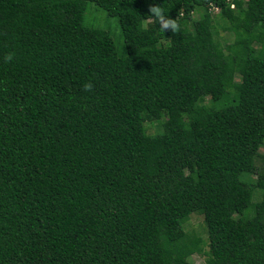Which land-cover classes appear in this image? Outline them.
Wrapping results in <instances>:
<instances>
[{
	"label": "trees",
	"instance_id": "obj_1",
	"mask_svg": "<svg viewBox=\"0 0 264 264\" xmlns=\"http://www.w3.org/2000/svg\"><path fill=\"white\" fill-rule=\"evenodd\" d=\"M263 146L264 0H0V264H264Z\"/></svg>",
	"mask_w": 264,
	"mask_h": 264
},
{
	"label": "rangeland",
	"instance_id": "obj_2",
	"mask_svg": "<svg viewBox=\"0 0 264 264\" xmlns=\"http://www.w3.org/2000/svg\"><path fill=\"white\" fill-rule=\"evenodd\" d=\"M86 22L91 26H100L104 27L107 30H110L117 45L121 47L123 45V38L121 36V31L118 29V23L116 18L109 17L107 12L102 8L98 7L95 3L89 2L87 11H86ZM120 28V27H119ZM220 30V39L224 42V44L233 41L234 36L232 33L224 31L222 28L218 26ZM155 132V128H152V132ZM264 150V146L261 148V151ZM188 229H196L199 231H205L204 223H203V216L199 214H193L190 217V220L187 222ZM206 235V233H205ZM205 256L200 254H192L188 260L192 261L191 264H206Z\"/></svg>",
	"mask_w": 264,
	"mask_h": 264
},
{
	"label": "clouds",
	"instance_id": "obj_3",
	"mask_svg": "<svg viewBox=\"0 0 264 264\" xmlns=\"http://www.w3.org/2000/svg\"><path fill=\"white\" fill-rule=\"evenodd\" d=\"M231 8H236V4L233 2L231 3ZM219 8H216V11L219 12ZM149 20L155 21L159 24L161 31L165 32L167 30H171L173 33L179 31L180 25L175 19L169 18L165 10L159 4H151L149 6ZM14 59L13 53L5 54L3 60L4 63H10ZM85 91H91L94 88L92 82H87L84 84Z\"/></svg>",
	"mask_w": 264,
	"mask_h": 264
}]
</instances>
